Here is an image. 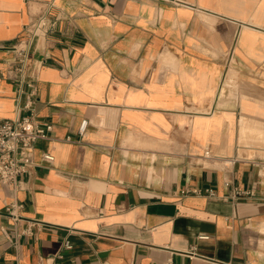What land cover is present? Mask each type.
<instances>
[{
  "label": "crops",
  "instance_id": "crops-1",
  "mask_svg": "<svg viewBox=\"0 0 264 264\" xmlns=\"http://www.w3.org/2000/svg\"><path fill=\"white\" fill-rule=\"evenodd\" d=\"M52 2L29 109L12 47ZM31 110L0 264H264V0H0V120Z\"/></svg>",
  "mask_w": 264,
  "mask_h": 264
},
{
  "label": "built area",
  "instance_id": "built-area-1",
  "mask_svg": "<svg viewBox=\"0 0 264 264\" xmlns=\"http://www.w3.org/2000/svg\"><path fill=\"white\" fill-rule=\"evenodd\" d=\"M54 3L52 2L48 8L35 15L27 28L24 36L16 42L12 50L15 54V68L10 70L9 77L19 85L26 83L30 88L29 103L27 108L31 109L34 103L36 93V80L34 76L28 78V71L33 67L31 53L39 40L50 39L57 31L60 18L52 14ZM87 128V122H83L79 135L84 134ZM52 126L42 127L38 116L31 110L27 116L14 119L0 120V184L11 189L13 199L5 206L7 215L14 221L21 220L20 210L22 204L16 199L15 193L20 188L19 178L26 174H31L36 166L35 150L40 141L49 140ZM66 141H71L66 138ZM206 157L210 156V151L205 153ZM43 160L48 163L54 161L51 154H44ZM189 192H182V195ZM193 194L204 195L208 198H215V193L211 189L205 191L195 190ZM31 228L22 232L23 234H31ZM64 249H71L72 245L69 241L64 243ZM167 264H175L169 260Z\"/></svg>",
  "mask_w": 264,
  "mask_h": 264
}]
</instances>
